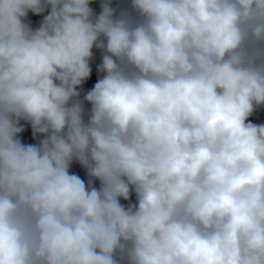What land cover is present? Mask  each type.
I'll return each mask as SVG.
<instances>
[{
  "label": "clouds",
  "instance_id": "1",
  "mask_svg": "<svg viewBox=\"0 0 264 264\" xmlns=\"http://www.w3.org/2000/svg\"><path fill=\"white\" fill-rule=\"evenodd\" d=\"M92 3L0 0V264H264V0Z\"/></svg>",
  "mask_w": 264,
  "mask_h": 264
}]
</instances>
